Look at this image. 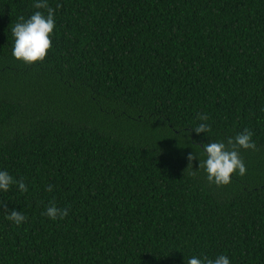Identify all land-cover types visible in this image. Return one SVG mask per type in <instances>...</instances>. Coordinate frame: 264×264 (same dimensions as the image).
I'll use <instances>...</instances> for the list:
<instances>
[{
	"label": "trees",
	"instance_id": "obj_1",
	"mask_svg": "<svg viewBox=\"0 0 264 264\" xmlns=\"http://www.w3.org/2000/svg\"><path fill=\"white\" fill-rule=\"evenodd\" d=\"M36 2L0 0V170L28 188L0 190V264H264V0H48L28 64L12 27ZM245 129L246 174L209 183L203 146Z\"/></svg>",
	"mask_w": 264,
	"mask_h": 264
},
{
	"label": "clouds",
	"instance_id": "obj_2",
	"mask_svg": "<svg viewBox=\"0 0 264 264\" xmlns=\"http://www.w3.org/2000/svg\"><path fill=\"white\" fill-rule=\"evenodd\" d=\"M60 6L57 5V7ZM34 7L44 11H36L26 20L21 16L18 18L19 22L12 27L15 40L13 56L28 64L45 60L53 48L55 30V9L49 6L48 0H37ZM198 119L207 121L209 117L206 114H200ZM194 131L197 134L208 133L211 127L207 123H200ZM253 135L251 130L245 129L234 138L229 137L226 143L224 141L210 142L203 146L206 159H199L198 169L206 171L209 183H215L217 186L227 185L232 182L233 175L244 176L246 174L247 168L240 156V149H256L257 145L252 140ZM196 158L195 153L188 155V168L192 167L191 162ZM13 184H18L21 193L28 191L22 179L16 180L9 172L0 170V190L8 191ZM48 191H52L51 185ZM4 208L7 209V206L4 205ZM42 214L52 220L64 219L68 216L69 210L59 208L54 202H50ZM6 219L20 225L27 220V217L21 211L12 209L8 212ZM187 264H230V259L226 255H219L215 259L207 256L203 258L193 256L187 260Z\"/></svg>",
	"mask_w": 264,
	"mask_h": 264
}]
</instances>
